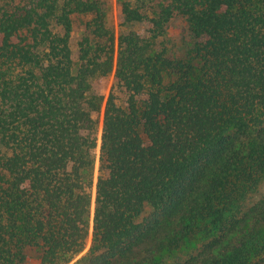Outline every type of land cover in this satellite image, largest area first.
I'll list each match as a JSON object with an SVG mask.
<instances>
[{
  "label": "trees",
  "instance_id": "obj_1",
  "mask_svg": "<svg viewBox=\"0 0 264 264\" xmlns=\"http://www.w3.org/2000/svg\"><path fill=\"white\" fill-rule=\"evenodd\" d=\"M116 3L0 0V264H264V0Z\"/></svg>",
  "mask_w": 264,
  "mask_h": 264
},
{
  "label": "rangeland",
  "instance_id": "obj_2",
  "mask_svg": "<svg viewBox=\"0 0 264 264\" xmlns=\"http://www.w3.org/2000/svg\"><path fill=\"white\" fill-rule=\"evenodd\" d=\"M112 20H113V25L115 27V30L117 32V35L119 34V27H118V13H119V8L118 5L116 3V0H112ZM136 29H138L143 35L147 34L150 26L148 24H143V25H138L135 26ZM189 35H188V30H187V26L186 23L181 20V19H176L175 21H172L168 27L167 33L161 37L159 39L160 42V46H165L170 48L171 50H176L177 48H180V46H185L186 45V41L189 39ZM114 81V76L113 74H111L109 77H107L104 81V84L102 86L101 92L104 94L105 96V100L108 96L110 87L112 85ZM104 107V105H103ZM98 120L100 121V129H101V122H102V113L100 115V117L98 118ZM101 131V130H100ZM99 145H100V132H99V140H98V150H97V159H96V165H95V182H96V178H97V169H98V153H99ZM264 189V186H263ZM92 195L94 197L95 195V188L93 186L92 190ZM91 240H92V223H91V227L89 230V236L87 239V243H86V247L83 250V252H81L76 258L75 260L72 262L74 263L75 261H77L78 259H80L81 257H83L89 250L90 246H91ZM185 252H174L171 254H168V261H173L175 258H178L179 256L183 255ZM167 260V258H166ZM71 263V264H72ZM25 264H39L38 260L36 258L35 255H31L29 256V258L27 259Z\"/></svg>",
  "mask_w": 264,
  "mask_h": 264
}]
</instances>
